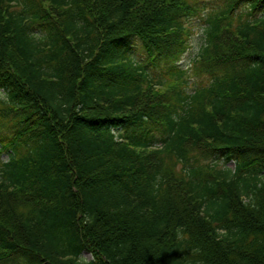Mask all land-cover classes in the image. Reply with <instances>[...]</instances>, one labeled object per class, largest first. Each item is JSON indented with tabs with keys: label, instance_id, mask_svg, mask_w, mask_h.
<instances>
[{
	"label": "trees",
	"instance_id": "16d2710c",
	"mask_svg": "<svg viewBox=\"0 0 264 264\" xmlns=\"http://www.w3.org/2000/svg\"><path fill=\"white\" fill-rule=\"evenodd\" d=\"M219 12L192 85L189 0H0V264H264V0Z\"/></svg>",
	"mask_w": 264,
	"mask_h": 264
},
{
	"label": "rangeland",
	"instance_id": "374dc122",
	"mask_svg": "<svg viewBox=\"0 0 264 264\" xmlns=\"http://www.w3.org/2000/svg\"><path fill=\"white\" fill-rule=\"evenodd\" d=\"M192 4L198 7L199 14L195 17H192L188 22V28L191 32V37L189 41V49L187 53L182 57L180 65L187 72V77L191 80V84L198 83L200 80L204 81V77H199L197 71L194 67V61L197 58L198 53L200 52L205 39V29H206V19L218 12L223 10L225 6V0H189ZM248 9L246 5H242L240 8L236 9L233 13V17H239L243 13H247ZM236 16V17H235ZM133 58L140 62L141 64H148L147 68L152 74L160 73V67H153L148 63L146 55L140 49V44H135L134 48L131 51ZM171 85V84H170ZM3 161L8 160V155H2ZM207 161L206 163H210ZM225 161H220V167H223ZM228 167L234 168L235 164L230 162L227 164ZM83 260L86 262H91L93 260V254L91 252H85L83 254ZM11 264H26L25 261L15 259Z\"/></svg>",
	"mask_w": 264,
	"mask_h": 264
}]
</instances>
